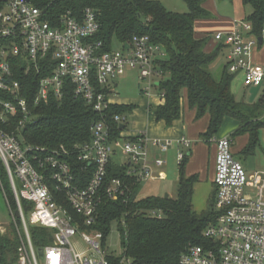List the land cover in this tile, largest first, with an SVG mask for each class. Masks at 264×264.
I'll return each instance as SVG.
<instances>
[{
	"label": "built area",
	"instance_id": "built-area-1",
	"mask_svg": "<svg viewBox=\"0 0 264 264\" xmlns=\"http://www.w3.org/2000/svg\"><path fill=\"white\" fill-rule=\"evenodd\" d=\"M4 1L0 11V188L19 242L14 264H132L124 252L114 257L119 259L117 263L110 259L113 256H106L104 234L93 228L104 200L127 202L131 194L127 181L109 179V168L123 144L126 162L122 167L127 169V176L139 184L153 181L154 167L162 168L166 161L158 156L153 167L150 147L166 154L173 141L153 139L146 133L127 138V116L110 118L108 111L118 105L116 81L127 69L136 71L139 81L148 85L141 90L142 96L154 99L151 92L159 83L154 79L163 78L157 62L166 52L147 36L134 38L128 49L123 45L121 51L105 52L103 42L95 41L101 27L92 10L87 9L81 20L65 15L53 23L31 2ZM235 27L231 33L215 34L214 40L228 50L229 73L241 75L246 88L260 87L264 84V66L252 62L259 38L252 34L249 22H236ZM260 39L264 41V30ZM14 56L23 57L38 71L48 58L55 62L52 76L40 81L32 103L20 83L13 80L10 58ZM66 81L73 84L75 97L99 115L91 126V142L73 151L29 144L24 130L36 123L34 111L52 96L61 99ZM156 98L162 102L165 96L159 93ZM110 119L123 130L118 140L112 138ZM215 143L218 217L204 232L212 244L188 247L180 264H264V180L258 174H247L234 156L230 138ZM177 144L188 148L191 141L181 138ZM186 156L180 152L178 163L182 164ZM2 171L14 206L4 190ZM246 188L256 190L257 198L247 194ZM31 229L47 231L44 239L48 244L36 248ZM78 235L90 245L93 256L73 249L71 241Z\"/></svg>",
	"mask_w": 264,
	"mask_h": 264
},
{
	"label": "trees",
	"instance_id": "trees-1",
	"mask_svg": "<svg viewBox=\"0 0 264 264\" xmlns=\"http://www.w3.org/2000/svg\"><path fill=\"white\" fill-rule=\"evenodd\" d=\"M183 1L188 6L185 14L171 12L162 3L151 0H30L53 23L61 21L65 15L81 20L87 9L92 10L101 27L95 41L103 42L105 52L112 51L113 39L127 45L136 37L147 36L152 43L162 46L166 58L158 61L157 66L167 80L162 78L157 88L165 99L159 105L149 107L156 122H164L171 127L182 118L186 100L188 108L195 111V120L209 116L208 129L201 135L205 143H211L224 120L232 118L240 125L230 140L249 136L248 144L239 155L250 157L259 146L261 132L264 131V96L251 105L237 101L232 93L235 75L229 73L227 65L219 80L214 77L210 66L225 48L220 45L213 52L206 53L209 38L198 39L195 33L196 21L210 18V13L203 7L206 0ZM4 4L5 1L0 0V11ZM243 4L253 9L244 21L252 24V34L260 39L264 30V0H243ZM10 62L13 80L20 83L24 96L32 103L40 81L52 76L55 62L48 58L39 71L21 56L11 57ZM74 89L73 84L66 81L61 99L52 96L47 104L34 111L36 123L24 130L29 144L50 150L63 147L73 151L77 146L91 142V126L99 120V115L84 100L75 97ZM135 108L134 105H113L108 115L110 118L126 115ZM109 121L112 138L118 140L123 130L111 119ZM187 158L179 167L176 198L148 196L139 199L136 194L139 183L127 176L125 167L115 163L110 165L109 179L127 181L131 194L127 202L104 200L100 205L93 228L104 234V244L115 222L124 255L132 264H180V258L188 247H208L212 244L204 237V232L215 224L218 217L216 193L210 199L207 210L201 213L194 210V189L199 179L185 175ZM6 189L14 206L11 191ZM36 233L43 237L49 235L39 229H35ZM17 245L16 233L10 238L9 230L2 233L0 227V264L17 262ZM110 259L115 263L119 260Z\"/></svg>",
	"mask_w": 264,
	"mask_h": 264
},
{
	"label": "rangeland",
	"instance_id": "rangeland-1",
	"mask_svg": "<svg viewBox=\"0 0 264 264\" xmlns=\"http://www.w3.org/2000/svg\"><path fill=\"white\" fill-rule=\"evenodd\" d=\"M151 1H158L162 3V5L171 12H176L180 14H185L188 12V6L183 0H151ZM213 3L219 8L218 11L220 16L230 17L232 19H236L238 22L244 21V18H246L253 12L252 7L245 6L243 4V0H213ZM122 47H123L122 43H120L117 39H113L112 41L113 51H121ZM227 51H228L227 49H223L219 53L218 57L213 62V64L210 66V71L217 80L220 79L224 65L227 63L226 60ZM165 58L166 56L163 57V59ZM237 79L238 76L237 77L235 76L234 81L232 83V93L235 95L237 101H243L244 98L242 97L241 94L236 96ZM161 80L162 79L159 78L154 79V83H158ZM163 80H167V76L164 77ZM116 82L118 84V88H117V93L115 94L117 96L115 100L124 104H132L136 107L135 111L126 114L127 129L124 131V133L128 134L131 131H133V129L144 127L145 124L151 123L153 125L154 121L151 115L147 111V103H149L150 100L144 98L141 94V90L145 87H148V85L146 83H142L139 81L137 72L131 69H127L117 79ZM151 94L153 98H156L157 95L159 94L158 88L152 89ZM235 125H236V121L232 118H228L227 120L224 121L221 129L219 130L215 138L221 135L222 131H223L222 133H224V131L226 130H231L232 127ZM231 133L233 134L234 131H232ZM121 140L122 139H120L119 142ZM122 146L123 144L117 149L118 152L116 156L126 159V157L123 155ZM172 150L173 148H171L169 152L170 153L169 161H168L169 163L163 169V172H165L167 176L164 177L163 175H160L159 180L155 182L149 181L145 183H140L136 188V194L139 199L148 196L165 197L166 195H169L171 198L177 197L178 184H179V167L175 163V161L172 160L174 157ZM204 150L206 151L204 153V156L205 157L209 156V154L207 155V149ZM235 157L236 159L239 160V154L235 155ZM207 161L208 159L205 158L204 159L205 167L208 165ZM243 166L249 176L258 174V176H260L264 180V131L261 132L260 144L257 147L254 155L250 156L248 158V163H245ZM3 185H4V190L7 188L6 189L7 191H11L9 182L6 177H4L3 179ZM209 185L210 183L203 179V181L201 180L195 187L194 196H193V208L197 213H201L207 210V208L209 207V199L211 196ZM17 186L19 188V182H17ZM246 193L251 195L253 199L257 198V192L254 189L246 188ZM0 227L9 230L10 238L14 237L15 228L13 225V217L10 213L4 193L1 188H0ZM30 231H31L33 243L36 248L40 247V245L43 246L45 244H48V242L44 241L45 239L42 235H37V233L35 234V229H31ZM83 232L87 233L88 235H91L89 234L88 231H82L81 233ZM71 245L77 253L86 254V256L94 255V253L91 251L90 245H88L83 240L81 235H78L77 237L72 239ZM18 248L19 245H17V253H18ZM103 251L105 252V255L108 257L109 256L119 257L124 252L121 244L118 224L116 222L113 223L111 226L110 233L107 236V239L103 246Z\"/></svg>",
	"mask_w": 264,
	"mask_h": 264
},
{
	"label": "crops",
	"instance_id": "crops-1",
	"mask_svg": "<svg viewBox=\"0 0 264 264\" xmlns=\"http://www.w3.org/2000/svg\"><path fill=\"white\" fill-rule=\"evenodd\" d=\"M204 9L210 13L209 19H201L196 21L195 23V33L196 38L204 39L209 38L208 43L205 47L206 53L213 52L217 47L220 46L214 40V36L217 33H231L235 30L236 19H232L230 17L220 16L218 7L213 3V0H206L203 5ZM245 19V18H244ZM252 62L261 66H264V41L260 44L254 51L252 55ZM226 65V64H225ZM224 65V66H225ZM238 79L236 81V96L241 94L244 98V102L248 104H255L261 97L264 96V84L260 87H250L246 88L243 85V79L241 75H237ZM236 76V77H237ZM115 103L118 105H132V104H124L115 100ZM161 102L157 99H151L149 103H147V111L151 115L154 123L145 124L144 127L133 129L130 133H124V136L127 138H134L140 134L146 133L150 138L153 139H169L173 141V148L172 152L174 154L173 161L180 167L181 164L178 163L177 156L180 152H188L187 153V163L185 165V175L187 177L197 176L199 181L203 179L210 183V191L211 196L210 199L213 197L214 193H216L215 186H214V178H215V164H216V156H217V145L216 141L223 138H230L232 135V131H236L239 128V122L236 121V127L233 126L231 130H226L224 133L221 132L217 138H214L211 143H205L201 139V135L204 134L209 126V116H205L200 120H195V111H192L188 108L187 101L184 100L183 104V115L182 118L176 122L171 127H167L164 122H156L153 114L149 111L150 106H157ZM135 111V110H134ZM226 118L225 120H227ZM224 120V121H225ZM231 135H230V134ZM181 138H186L191 141V146L186 148L179 144ZM236 142V145H235ZM249 142V136H242L238 137L232 141V148L233 153L235 155L240 154V152L244 149V147ZM169 151L166 154H161L160 151L155 147H150V161L154 167V160L160 156L161 158L165 159L166 165L162 168L154 167L156 179L153 180L158 181L160 175L166 177V173L163 172V169L168 165L169 161ZM204 149H207V155L204 156L206 152ZM188 150V151H187ZM212 155V156H211ZM185 158V159H186ZM208 159V168L205 167L204 159ZM248 158L246 156L239 155V162L244 165L248 163ZM126 162V159L116 156L113 159V163L122 166V164ZM248 174V173H247ZM152 181V182H153ZM197 183V184H198ZM196 184V185H197ZM196 187V186H195ZM213 189V190H212ZM195 190V189H194ZM209 199V201H210Z\"/></svg>",
	"mask_w": 264,
	"mask_h": 264
},
{
	"label": "water",
	"instance_id": "water-1",
	"mask_svg": "<svg viewBox=\"0 0 264 264\" xmlns=\"http://www.w3.org/2000/svg\"><path fill=\"white\" fill-rule=\"evenodd\" d=\"M25 1H26V2H30V0H25ZM259 42H260V44H262V43H263V39H259ZM125 48L128 49L129 46L126 45ZM122 128H123V127H122ZM165 198H169V195H166ZM16 216H17V217L19 216L18 213H16ZM1 231H2V233H4V232L6 231V228L1 227ZM39 252H40V253L42 252L41 249H39Z\"/></svg>",
	"mask_w": 264,
	"mask_h": 264
}]
</instances>
